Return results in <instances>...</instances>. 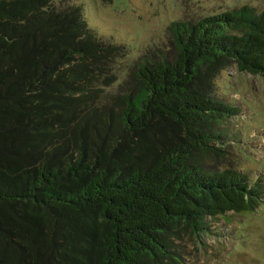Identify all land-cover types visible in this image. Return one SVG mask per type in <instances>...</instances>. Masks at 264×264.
Returning a JSON list of instances; mask_svg holds the SVG:
<instances>
[{"label": "trees", "instance_id": "trees-1", "mask_svg": "<svg viewBox=\"0 0 264 264\" xmlns=\"http://www.w3.org/2000/svg\"><path fill=\"white\" fill-rule=\"evenodd\" d=\"M75 1L0 0V264H179L183 234L264 199L226 166L240 110L215 93L264 74V10L171 23L112 92L122 48Z\"/></svg>", "mask_w": 264, "mask_h": 264}, {"label": "rangeland", "instance_id": "rangeland-1", "mask_svg": "<svg viewBox=\"0 0 264 264\" xmlns=\"http://www.w3.org/2000/svg\"><path fill=\"white\" fill-rule=\"evenodd\" d=\"M87 27L100 39L119 46L114 62L115 92L128 80L148 48L167 43V28L177 21H197L241 6L264 10V0H76ZM147 55V53H146ZM215 93L240 110L224 127L235 142L225 145L226 166L264 187V74L239 73L235 67L215 80ZM264 197V196H263ZM179 264H264V199L253 213H228L209 223L198 237L175 241Z\"/></svg>", "mask_w": 264, "mask_h": 264}]
</instances>
